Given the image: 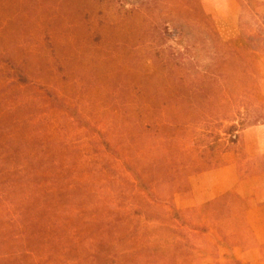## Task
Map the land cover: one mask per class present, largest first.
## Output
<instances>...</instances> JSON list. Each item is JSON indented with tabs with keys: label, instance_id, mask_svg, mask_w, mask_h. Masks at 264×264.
<instances>
[{
	"label": "rangeland",
	"instance_id": "374dc122",
	"mask_svg": "<svg viewBox=\"0 0 264 264\" xmlns=\"http://www.w3.org/2000/svg\"><path fill=\"white\" fill-rule=\"evenodd\" d=\"M261 80L257 0H0V264H264Z\"/></svg>",
	"mask_w": 264,
	"mask_h": 264
},
{
	"label": "crops",
	"instance_id": "0c3cea01",
	"mask_svg": "<svg viewBox=\"0 0 264 264\" xmlns=\"http://www.w3.org/2000/svg\"><path fill=\"white\" fill-rule=\"evenodd\" d=\"M257 1L259 4H264V0ZM262 82H264V80L259 81V83ZM236 135L237 137H234L235 142L232 143L234 148L226 153V165L209 173L210 176L217 178V180H221V182L217 185L218 189L215 193L205 196L204 202L212 201L225 193L236 192L241 182L239 181V176H241L239 173L242 172L240 167L250 170L253 175V181L264 180V124L245 128L236 132ZM257 188L258 190L252 189V191H250L248 187L246 192L244 194L242 193L241 196L245 197V195H248L249 201L253 203L252 206L246 209V212L248 214L249 223L257 238V243L263 244L264 184L257 186Z\"/></svg>",
	"mask_w": 264,
	"mask_h": 264
},
{
	"label": "trees",
	"instance_id": "16d2710c",
	"mask_svg": "<svg viewBox=\"0 0 264 264\" xmlns=\"http://www.w3.org/2000/svg\"><path fill=\"white\" fill-rule=\"evenodd\" d=\"M259 5H262V4H259ZM128 13H130L129 11H125L123 14H120V18L122 19V20H125L126 19V16H128ZM128 17H130V16H128ZM127 17V18H128ZM260 109V108H259ZM262 110V109H261ZM260 122H255L253 125H257V124H259ZM263 123V122H262ZM264 124V123H263ZM263 124H260V125H263ZM221 201H222V199H221ZM220 202V201H219ZM0 204H1V198H0Z\"/></svg>",
	"mask_w": 264,
	"mask_h": 264
}]
</instances>
